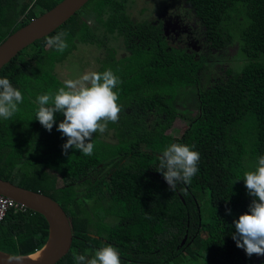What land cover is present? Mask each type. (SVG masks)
<instances>
[{
	"label": "trees",
	"instance_id": "trees-1",
	"mask_svg": "<svg viewBox=\"0 0 264 264\" xmlns=\"http://www.w3.org/2000/svg\"><path fill=\"white\" fill-rule=\"evenodd\" d=\"M58 1L0 0V41ZM133 1L87 0L91 17L76 11L0 68V78L23 95L20 111L0 118V178L52 198L66 213L71 243L54 264H77L74 254L90 259L108 244L121 264H264L232 238L234 220L253 199L243 174L264 155V0H182L201 23L207 48L234 45L233 62L240 61L203 80L205 65L216 61L187 47L186 39L175 46L177 33H168L161 18L132 16ZM60 31L67 33L63 53L46 44ZM87 47L93 62L78 60L79 66L119 77L121 112L105 133L94 134L93 155L73 148L65 154L67 137L57 130L63 114H55L49 132L35 119V101L63 86L56 68L65 58L82 59L80 48ZM186 90L197 112L171 136L165 130L184 118L175 99ZM173 142L200 154L191 184L178 183L174 192L156 170ZM47 232L39 213L9 208L0 221V251L31 254Z\"/></svg>",
	"mask_w": 264,
	"mask_h": 264
},
{
	"label": "clouds",
	"instance_id": "clouds-1",
	"mask_svg": "<svg viewBox=\"0 0 264 264\" xmlns=\"http://www.w3.org/2000/svg\"><path fill=\"white\" fill-rule=\"evenodd\" d=\"M66 36V32L60 31L55 36L46 37V44L63 53L68 48ZM120 83L111 69L89 71L75 79H65L57 91L37 96L35 119L50 132L56 122L55 114L62 113L64 119L57 125V130L67 137L62 145L63 152L67 154L68 149L73 148L91 156L95 147L94 134L105 133L109 122L119 120L121 105L118 103V92L114 89ZM22 103L21 91L8 78H0V118L10 119L20 111ZM199 160L200 154L194 146L173 142L163 149L156 170L174 192L178 183L191 184L199 171ZM242 178L253 199L249 211L234 220L232 238L247 256H264V155L258 157L255 169L246 171ZM226 212L230 214L231 210L226 209ZM73 258L77 264H121L117 248L110 244L97 249L90 259L84 254H74Z\"/></svg>",
	"mask_w": 264,
	"mask_h": 264
},
{
	"label": "water",
	"instance_id": "water-1",
	"mask_svg": "<svg viewBox=\"0 0 264 264\" xmlns=\"http://www.w3.org/2000/svg\"><path fill=\"white\" fill-rule=\"evenodd\" d=\"M86 2L87 0H59L51 8L8 34L0 41V68L26 46L60 26ZM0 194L39 213L45 219L48 232L42 247L49 238L54 239L53 250L45 258L32 260L28 258L30 254L14 256L0 251V264H54L66 254L72 233L66 213L55 200L2 178H0Z\"/></svg>",
	"mask_w": 264,
	"mask_h": 264
},
{
	"label": "rangeland",
	"instance_id": "rangeland-1",
	"mask_svg": "<svg viewBox=\"0 0 264 264\" xmlns=\"http://www.w3.org/2000/svg\"><path fill=\"white\" fill-rule=\"evenodd\" d=\"M130 6V14L137 17L140 21H156L157 17L162 19L164 29H167L168 33L176 31L178 40L175 42V46H180L181 41L185 39L188 41L185 45L193 48L197 53L205 55L208 59H213L211 65H205L207 70L202 73L203 79H208L209 76L214 77L215 75L220 76L225 67L233 68L240 64V61L235 60L233 62L232 57L236 54V48L234 45H228L222 50H210L203 42L202 26L197 20L190 8L185 6L182 0H134ZM86 6H82L78 11H82ZM132 9V10H131ZM189 9V11H188ZM79 12V13H80ZM162 14V15H161ZM90 9H84L80 13V18L91 17ZM88 21V20H87ZM166 33V31H165ZM172 36L175 32L171 33ZM117 45L119 43L117 42ZM118 47H121L120 45ZM82 59L70 57L65 58L62 64L56 68L58 75L63 79L72 77L73 79L79 77L85 72L93 71V66H79L78 60L85 62L86 64H92L93 56L91 52L94 50L90 47L82 50ZM121 50L117 51L119 55ZM222 59V60H220ZM209 73V75H207ZM176 112L181 114L184 118H176L172 127L165 130V133L171 136H179L183 128L187 124V119L193 117L197 112L193 93L189 90L180 93L179 97L175 99ZM264 256H261L263 260Z\"/></svg>",
	"mask_w": 264,
	"mask_h": 264
},
{
	"label": "bare ground",
	"instance_id": "bare-ground-1",
	"mask_svg": "<svg viewBox=\"0 0 264 264\" xmlns=\"http://www.w3.org/2000/svg\"><path fill=\"white\" fill-rule=\"evenodd\" d=\"M53 246H54V239L49 238L46 244L42 248L31 253L28 258L32 260H39L45 258L49 256V254L52 252Z\"/></svg>",
	"mask_w": 264,
	"mask_h": 264
},
{
	"label": "built area",
	"instance_id": "built-area-1",
	"mask_svg": "<svg viewBox=\"0 0 264 264\" xmlns=\"http://www.w3.org/2000/svg\"><path fill=\"white\" fill-rule=\"evenodd\" d=\"M9 208L22 211L25 207L0 194V221L2 220L3 216Z\"/></svg>",
	"mask_w": 264,
	"mask_h": 264
}]
</instances>
